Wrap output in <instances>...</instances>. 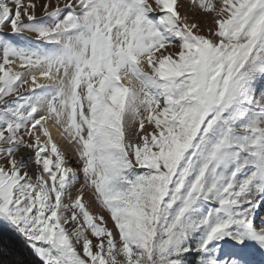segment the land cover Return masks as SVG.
Listing matches in <instances>:
<instances>
[{"label":"snow or ice","instance_id":"snow-or-ice-1","mask_svg":"<svg viewBox=\"0 0 264 264\" xmlns=\"http://www.w3.org/2000/svg\"><path fill=\"white\" fill-rule=\"evenodd\" d=\"M0 264H264V0H0Z\"/></svg>","mask_w":264,"mask_h":264},{"label":"bare ground","instance_id":"bare-ground-1","mask_svg":"<svg viewBox=\"0 0 264 264\" xmlns=\"http://www.w3.org/2000/svg\"><path fill=\"white\" fill-rule=\"evenodd\" d=\"M55 134V133H54Z\"/></svg>","mask_w":264,"mask_h":264}]
</instances>
